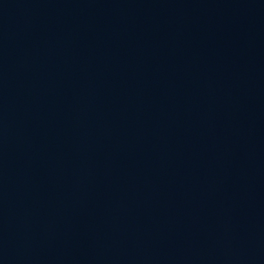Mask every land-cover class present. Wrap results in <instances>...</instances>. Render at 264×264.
Instances as JSON below:
<instances>
[{
  "label": "water",
  "instance_id": "water-1",
  "mask_svg": "<svg viewBox=\"0 0 264 264\" xmlns=\"http://www.w3.org/2000/svg\"><path fill=\"white\" fill-rule=\"evenodd\" d=\"M0 264H264V0H0Z\"/></svg>",
  "mask_w": 264,
  "mask_h": 264
}]
</instances>
